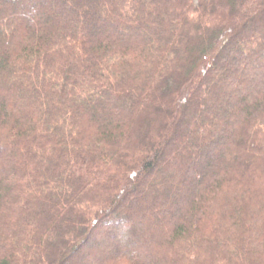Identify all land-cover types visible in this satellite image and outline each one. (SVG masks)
I'll return each mask as SVG.
<instances>
[{
	"label": "trees",
	"instance_id": "obj_1",
	"mask_svg": "<svg viewBox=\"0 0 264 264\" xmlns=\"http://www.w3.org/2000/svg\"><path fill=\"white\" fill-rule=\"evenodd\" d=\"M0 264H264V0H0Z\"/></svg>",
	"mask_w": 264,
	"mask_h": 264
},
{
	"label": "rangeland",
	"instance_id": "obj_2",
	"mask_svg": "<svg viewBox=\"0 0 264 264\" xmlns=\"http://www.w3.org/2000/svg\"><path fill=\"white\" fill-rule=\"evenodd\" d=\"M244 93H245V92H244ZM244 93H243V94H244ZM166 110L169 111V109H166ZM147 126H148V125H147ZM114 244H118V243H117V242H114L113 245H114ZM91 247L93 248L92 245H90V248H91ZM127 248H128V250H133L132 248H134V247H132V246H127ZM87 250H89V249L87 248ZM99 258H100V254H98V259H99Z\"/></svg>",
	"mask_w": 264,
	"mask_h": 264
}]
</instances>
